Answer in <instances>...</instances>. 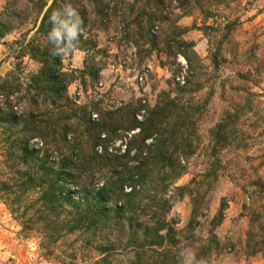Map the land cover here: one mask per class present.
<instances>
[{
	"label": "rangeland",
	"instance_id": "1",
	"mask_svg": "<svg viewBox=\"0 0 264 264\" xmlns=\"http://www.w3.org/2000/svg\"><path fill=\"white\" fill-rule=\"evenodd\" d=\"M65 2L0 0V264H264V0Z\"/></svg>",
	"mask_w": 264,
	"mask_h": 264
},
{
	"label": "clouds",
	"instance_id": "2",
	"mask_svg": "<svg viewBox=\"0 0 264 264\" xmlns=\"http://www.w3.org/2000/svg\"><path fill=\"white\" fill-rule=\"evenodd\" d=\"M51 28L47 33V40L54 44L51 53L61 58L77 50L80 34L84 31V19L72 0H66L61 7L54 9L49 17ZM194 257V253L190 254ZM192 264V260L186 261Z\"/></svg>",
	"mask_w": 264,
	"mask_h": 264
},
{
	"label": "trees",
	"instance_id": "3",
	"mask_svg": "<svg viewBox=\"0 0 264 264\" xmlns=\"http://www.w3.org/2000/svg\"><path fill=\"white\" fill-rule=\"evenodd\" d=\"M99 204H103V200H102ZM103 205H104V204H103ZM104 207H105V205H104Z\"/></svg>",
	"mask_w": 264,
	"mask_h": 264
}]
</instances>
